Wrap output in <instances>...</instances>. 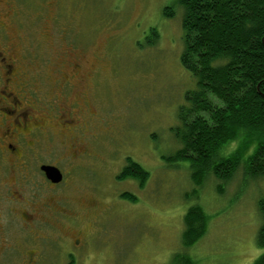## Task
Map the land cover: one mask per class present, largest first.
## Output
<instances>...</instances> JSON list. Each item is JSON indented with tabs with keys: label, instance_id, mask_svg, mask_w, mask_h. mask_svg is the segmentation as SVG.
I'll use <instances>...</instances> for the list:
<instances>
[{
	"label": "rangeland",
	"instance_id": "rangeland-1",
	"mask_svg": "<svg viewBox=\"0 0 264 264\" xmlns=\"http://www.w3.org/2000/svg\"><path fill=\"white\" fill-rule=\"evenodd\" d=\"M183 13L179 0H0V51L6 45L8 62L21 59L26 101L35 92L45 101L59 94L54 65L63 56L73 63L66 70L70 125L34 104L52 135L36 146L35 136L23 138L22 151L68 173L64 195L74 208L96 209L79 231L60 224L53 233L26 225L10 212V197L0 199V264H181L179 254L194 264H253L264 254V178H244L242 162L228 183L210 176L200 187L190 164L172 159L182 148L180 109L197 90L181 63ZM129 160L149 175L143 187L122 178ZM197 205L208 229L186 249L184 217Z\"/></svg>",
	"mask_w": 264,
	"mask_h": 264
},
{
	"label": "trees",
	"instance_id": "trees-1",
	"mask_svg": "<svg viewBox=\"0 0 264 264\" xmlns=\"http://www.w3.org/2000/svg\"><path fill=\"white\" fill-rule=\"evenodd\" d=\"M183 8L181 63L197 80L186 96L175 135L177 161L190 164L202 186L210 176L231 181L243 165L244 178H264V0H179ZM166 17L174 12L165 10ZM237 148L231 150L232 145ZM254 151L246 159L247 152ZM149 175L129 160L122 178L143 187ZM220 193L224 189L219 187ZM133 202L136 198L125 195ZM258 246L264 248V199ZM209 217L199 205L184 217L183 246L194 247L207 233ZM181 264H194L186 254ZM253 264H264V254Z\"/></svg>",
	"mask_w": 264,
	"mask_h": 264
},
{
	"label": "flooded vegetation",
	"instance_id": "flooded-vegetation-1",
	"mask_svg": "<svg viewBox=\"0 0 264 264\" xmlns=\"http://www.w3.org/2000/svg\"><path fill=\"white\" fill-rule=\"evenodd\" d=\"M4 27L1 25L0 30ZM9 54L6 45L3 46L0 51V199L10 197L9 202L13 204L10 212L19 214L26 225L39 224L42 228L58 233L60 224L63 226L68 224V228L79 231L82 218L92 219L88 213L96 209L74 208L68 196L64 195L69 186L68 173H64L55 165L43 164L39 152L22 151L21 148L25 137L35 136L38 139L36 146L40 144L45 134L52 135L49 132L50 128L43 124V119L35 116L38 111L32 110L34 104L42 106L41 110L47 112L51 121L57 120L62 124L70 125L71 120L67 119L69 116L67 94L70 90V80L67 78L69 73L66 70L73 63L67 59V56H63L54 65V71L58 75L54 84L60 89L59 94L54 93L49 101H45L41 100L35 92L26 101L28 99L25 97L27 85L23 81L26 73L19 66V64L23 65L22 61L13 57L14 60L8 62ZM51 84L53 87V81ZM15 89L18 91L14 92ZM91 116L97 117L98 114L91 113ZM80 127V133H83L84 131L81 130H86V126ZM60 135L62 136L61 131ZM32 147L27 145V149ZM43 166L59 169L63 176L62 181L55 184L49 180L46 173L42 171ZM22 208L31 211L28 214L22 211ZM108 208L103 211L106 212Z\"/></svg>",
	"mask_w": 264,
	"mask_h": 264
},
{
	"label": "water",
	"instance_id": "water-1",
	"mask_svg": "<svg viewBox=\"0 0 264 264\" xmlns=\"http://www.w3.org/2000/svg\"><path fill=\"white\" fill-rule=\"evenodd\" d=\"M42 171L45 172L48 179L51 180L55 184L60 183L63 179L61 172L56 167L43 166Z\"/></svg>",
	"mask_w": 264,
	"mask_h": 264
}]
</instances>
